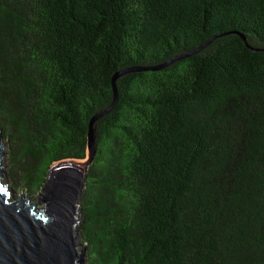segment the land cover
Segmentation results:
<instances>
[{"label": "trees", "instance_id": "trees-1", "mask_svg": "<svg viewBox=\"0 0 264 264\" xmlns=\"http://www.w3.org/2000/svg\"><path fill=\"white\" fill-rule=\"evenodd\" d=\"M120 72L93 126L87 264H264V0H0L14 191L87 160Z\"/></svg>", "mask_w": 264, "mask_h": 264}, {"label": "water", "instance_id": "water-1", "mask_svg": "<svg viewBox=\"0 0 264 264\" xmlns=\"http://www.w3.org/2000/svg\"><path fill=\"white\" fill-rule=\"evenodd\" d=\"M126 72L113 77L112 105L89 122L87 160L55 163L37 203H30L31 198L17 199L14 189L7 186L2 167L6 146L1 145L0 136V186L7 188L6 193H0V264H85L86 249L80 247V206L87 172L97 153L93 126L116 105L115 81Z\"/></svg>", "mask_w": 264, "mask_h": 264}, {"label": "rangeland", "instance_id": "rangeland-1", "mask_svg": "<svg viewBox=\"0 0 264 264\" xmlns=\"http://www.w3.org/2000/svg\"><path fill=\"white\" fill-rule=\"evenodd\" d=\"M1 136V135H0ZM1 145L2 146H6L5 149H4V152H3V159H2V167L5 168V173H6V180H7V184L8 182L10 181V177L9 175L11 174V166L8 162V152H9V146H8V142H6L2 136H1ZM7 167V168H6ZM9 186V184H8ZM15 196L16 198H27V195H25L22 191L20 190H17L15 191ZM31 199L30 200V203H37L38 202V199H41V195L40 194H37L36 196H32L30 197ZM82 239V238H81ZM80 247L84 248V245H80ZM86 255V253H85ZM85 264H87V258L85 259Z\"/></svg>", "mask_w": 264, "mask_h": 264}, {"label": "snow or ice", "instance_id": "snow-or-ice-1", "mask_svg": "<svg viewBox=\"0 0 264 264\" xmlns=\"http://www.w3.org/2000/svg\"><path fill=\"white\" fill-rule=\"evenodd\" d=\"M6 192H7L6 186H0V193H6Z\"/></svg>", "mask_w": 264, "mask_h": 264}, {"label": "clouds", "instance_id": "clouds-1", "mask_svg": "<svg viewBox=\"0 0 264 264\" xmlns=\"http://www.w3.org/2000/svg\"><path fill=\"white\" fill-rule=\"evenodd\" d=\"M7 186H8V184H7ZM28 198V197H27Z\"/></svg>", "mask_w": 264, "mask_h": 264}]
</instances>
